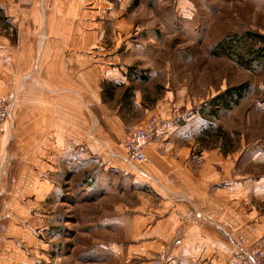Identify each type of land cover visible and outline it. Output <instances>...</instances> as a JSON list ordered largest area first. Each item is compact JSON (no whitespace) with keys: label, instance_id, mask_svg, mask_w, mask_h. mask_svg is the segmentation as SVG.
Listing matches in <instances>:
<instances>
[{"label":"rangeland","instance_id":"rangeland-1","mask_svg":"<svg viewBox=\"0 0 264 264\" xmlns=\"http://www.w3.org/2000/svg\"><path fill=\"white\" fill-rule=\"evenodd\" d=\"M95 1L87 6L97 10L105 2ZM110 2L114 14L120 12V32L113 33L112 13L106 11L103 17L95 11L90 18L102 24L105 43L114 36L119 39L108 51L115 49L112 62L120 64L123 77L106 79L101 91L72 93L69 107L58 101L59 115L67 118L60 134L51 127L12 125L15 91L0 90V99L13 101L10 118L0 123V159L5 155L3 169L9 168L7 175H0L3 264H152L171 246L177 230L181 243L171 249L174 264H179L183 223L209 222L201 211L205 204L213 215L216 207L226 211L233 225L231 217L240 218L236 228L249 227L247 236L225 233L218 221L207 223L235 246L228 264L236 246L264 249V64L244 68L211 53L226 34L264 33V0ZM6 24L12 39L13 23ZM241 85L245 87L238 103L231 101L230 108H220L216 115L207 113L213 97ZM147 128L152 135L141 148L145 159L129 161L126 141L133 131ZM148 146L180 165L202 154L210 168L196 159L189 166L209 171L217 184L212 189H227V197L219 194L218 203L215 196L211 205L206 196L197 207L188 203L182 223L156 248L144 217L159 199L152 188L161 183L154 176L152 168L158 166L150 160ZM189 210L200 216L189 218ZM133 218L138 219L136 226Z\"/></svg>","mask_w":264,"mask_h":264},{"label":"crops","instance_id":"crops-1","mask_svg":"<svg viewBox=\"0 0 264 264\" xmlns=\"http://www.w3.org/2000/svg\"><path fill=\"white\" fill-rule=\"evenodd\" d=\"M94 2L97 4L95 0H0V90L15 91L12 119L15 127H51L54 133L60 134L63 131L60 126L65 125L64 119L67 118L62 113L59 115L58 101L69 107V95L72 93L82 96L78 90L101 91V84L106 79L123 77L120 64L112 62L116 61L115 49L108 51V48L119 45V39L114 36L111 42L105 43L106 40L102 39L105 29L100 27L101 23H96V19L91 21L90 18L91 12L114 14L116 9L110 0H105L97 10L87 6L89 3L94 5ZM114 15L111 27L113 33H118L120 31L116 27L122 23L120 12ZM7 21L13 23L15 36L12 39L9 38ZM58 94L63 96L59 99ZM87 127L89 129L90 125ZM148 147L150 160L158 166L152 168L153 175L163 188L168 189L165 193L160 189L161 185L155 184L158 188L152 189L158 193L159 199L144 217L145 221H150L147 231L152 235L151 246L156 248L170 236L175 225L182 223L184 211L191 206L188 203L194 206L201 204V196L207 197L208 205H211L213 196V201L218 203L219 194L227 197V189H212L217 184L213 178L210 179L209 171L189 166V162L196 159L199 163L204 161L210 168L211 163L206 162L207 158L204 159L202 154L180 165L179 161L167 160L162 153L152 151V146ZM5 158L3 155L0 159V175L9 172V168L3 169ZM165 161L170 165L166 166ZM201 211L209 222L222 223L220 226L225 233L238 231L249 235V227L241 224L236 228L240 218L234 220L231 217L233 225L226 219V211H218L217 207L216 215L206 204ZM219 213L220 219L216 220ZM131 222L136 226L138 219L133 218ZM207 223L203 226L183 223V256L179 264H196L195 261L203 257L209 260L208 264H228L226 260L235 246L219 237L215 228L208 227ZM5 245L0 241V255L5 254ZM0 264H3L2 258Z\"/></svg>","mask_w":264,"mask_h":264},{"label":"trees","instance_id":"trees-1","mask_svg":"<svg viewBox=\"0 0 264 264\" xmlns=\"http://www.w3.org/2000/svg\"><path fill=\"white\" fill-rule=\"evenodd\" d=\"M211 53L216 57L223 56L231 58L239 66L252 69V64H264V33L245 30L241 33L226 34L215 42ZM244 87L241 85L213 97L209 101L210 108L207 113L216 115L218 109L230 108L231 101H233V104L238 103V98L241 97ZM109 88L110 91L108 90V94L112 96L113 89L112 87ZM127 90H131V88H127ZM235 95L236 98H234Z\"/></svg>","mask_w":264,"mask_h":264},{"label":"built area","instance_id":"built-area-1","mask_svg":"<svg viewBox=\"0 0 264 264\" xmlns=\"http://www.w3.org/2000/svg\"><path fill=\"white\" fill-rule=\"evenodd\" d=\"M13 107V101L3 98L0 99V123L4 122L5 119L10 118ZM167 124H164L162 129L166 128ZM152 129H141L133 131L128 141H126V148L128 149V160L129 161H140L145 159L144 153L141 151L142 146L151 137ZM189 218L199 217V211L189 210L187 212ZM181 233L179 230L175 232L172 240L173 248L180 245ZM171 246L166 250L163 249L160 254L153 258L152 264H174L176 258L175 253L172 254ZM230 264H264V249L258 246H236V250L232 253L229 258Z\"/></svg>","mask_w":264,"mask_h":264}]
</instances>
